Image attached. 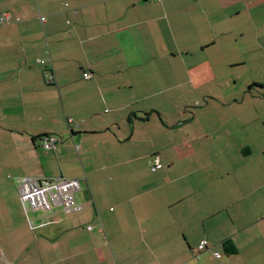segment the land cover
Instances as JSON below:
<instances>
[{"label": "crops", "instance_id": "0c3cea01", "mask_svg": "<svg viewBox=\"0 0 264 264\" xmlns=\"http://www.w3.org/2000/svg\"><path fill=\"white\" fill-rule=\"evenodd\" d=\"M2 14L0 264H264V96H237L206 56L231 32L247 44L228 64L253 53L255 73L264 0H0ZM23 176L78 180L81 209L30 219Z\"/></svg>", "mask_w": 264, "mask_h": 264}, {"label": "built area", "instance_id": "2783aa9c", "mask_svg": "<svg viewBox=\"0 0 264 264\" xmlns=\"http://www.w3.org/2000/svg\"><path fill=\"white\" fill-rule=\"evenodd\" d=\"M158 0H146V2L153 3ZM8 14H3L0 17V23L5 24L9 20ZM44 21V18H40ZM83 78L90 80L91 75L83 74ZM52 140H46L44 147L52 146ZM149 171L154 173L162 170L163 165L158 156L151 158L148 162ZM17 194L22 204L24 212L27 214V209L38 210L46 215L52 213L55 207H59L64 213L75 212L81 209L82 205L78 204L74 198V194L81 190V185L78 180H69L62 177L39 179L35 177H16ZM30 228L33 230V224L30 222ZM90 230V228H88ZM207 247L205 242H200L198 250H205ZM217 259L221 255L215 253Z\"/></svg>", "mask_w": 264, "mask_h": 264}, {"label": "rangeland", "instance_id": "374dc122", "mask_svg": "<svg viewBox=\"0 0 264 264\" xmlns=\"http://www.w3.org/2000/svg\"><path fill=\"white\" fill-rule=\"evenodd\" d=\"M236 37L238 36L231 32L228 33V35L226 36H221L220 37L221 42L216 43L215 45L208 47L206 49V56L211 59H214V63L212 65L215 67L213 69L218 75H223V76L231 78L229 85L232 90L235 89L234 91L237 94V96H239L240 98H242V95L248 96L249 94L253 96H262V95L264 96V89L261 87L259 88L253 87L252 91L249 90L250 85H253V86L256 85L257 87V83L254 84V82L256 81H253V80H262L264 82V63L263 65L258 64L259 69L255 72L258 74H255L253 73L254 71H252V67L257 64L256 63L257 60L254 57L253 53L247 54L246 58H249L251 56L253 58V60L251 62H248L247 64H244L240 67H234V68H231L230 65L228 64L229 62H232L235 60H241L240 58L242 56L241 52L242 50H244L243 47H245L247 44V40L245 38L240 39L239 37L238 38ZM249 42L252 43V40L250 39ZM220 60L222 62H218ZM234 78H237L239 80V82L237 81V84H235V86L233 83ZM259 86H262V85H259ZM226 87H228V85H226ZM224 88H225V85H224ZM225 89L226 90L224 92L228 91V88H225ZM243 106H245L246 108L249 107L248 105H242V107L240 108H243ZM256 106L257 107L255 108L257 110H264V100L257 102ZM27 213H29L30 219H32L31 217H34V215H38V216L40 215L38 212H35V213L31 212L32 213L31 214L29 209H27Z\"/></svg>", "mask_w": 264, "mask_h": 264}, {"label": "trees", "instance_id": "16d2710c", "mask_svg": "<svg viewBox=\"0 0 264 264\" xmlns=\"http://www.w3.org/2000/svg\"><path fill=\"white\" fill-rule=\"evenodd\" d=\"M148 3H149V2H148ZM2 15H3V14H2ZM0 17H1V16H0ZM0 24H1V23H0ZM85 73H88V72H85ZM83 74H84V73H83ZM88 74H89V73H88ZM89 75H91V74H89ZM82 77H83V75H82ZM90 79H91V78H90ZM253 87H254V88H259V87H261V88L264 89V86H259V85H257V87H256V85H254V86H253V85H250V86H249V90L252 91ZM148 170H149V168H148ZM225 246H226L225 249H226V252H227V253H234V252H233V248H232L228 243H225ZM206 248H207V247H206Z\"/></svg>", "mask_w": 264, "mask_h": 264}]
</instances>
